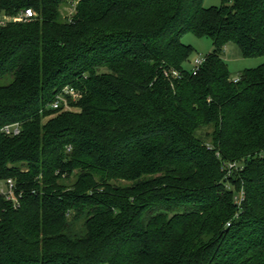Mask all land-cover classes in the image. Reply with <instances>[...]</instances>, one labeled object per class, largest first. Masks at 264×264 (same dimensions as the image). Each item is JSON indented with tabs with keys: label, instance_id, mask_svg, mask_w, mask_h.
Wrapping results in <instances>:
<instances>
[{
	"label": "trees",
	"instance_id": "obj_1",
	"mask_svg": "<svg viewBox=\"0 0 264 264\" xmlns=\"http://www.w3.org/2000/svg\"><path fill=\"white\" fill-rule=\"evenodd\" d=\"M204 1L0 0V264H264V0Z\"/></svg>",
	"mask_w": 264,
	"mask_h": 264
},
{
	"label": "rangeland",
	"instance_id": "obj_2",
	"mask_svg": "<svg viewBox=\"0 0 264 264\" xmlns=\"http://www.w3.org/2000/svg\"><path fill=\"white\" fill-rule=\"evenodd\" d=\"M221 5V0H205L203 7H219ZM182 43L186 46L193 48V55L190 57L189 62L185 65L188 71L193 68V63L196 60H202L213 50L212 42L206 38H197L191 34L186 35L182 39ZM223 59L228 66V70L231 75V80L234 81L238 79L241 72L245 70L255 69L264 64V56L257 58H243L239 49L233 45L229 44L225 48L223 53ZM4 189V184H0V190Z\"/></svg>",
	"mask_w": 264,
	"mask_h": 264
},
{
	"label": "built area",
	"instance_id": "obj_3",
	"mask_svg": "<svg viewBox=\"0 0 264 264\" xmlns=\"http://www.w3.org/2000/svg\"><path fill=\"white\" fill-rule=\"evenodd\" d=\"M33 16L34 14L31 10H26L20 13L18 16H16L13 20L14 22H26L30 20ZM3 24L4 22H0V25ZM203 62H204L203 59L200 61L199 60L194 61L192 68L193 75H195L198 72ZM173 75L177 76L176 73H173ZM65 94L72 97L75 96V92L72 89H66ZM52 108L55 110L58 109L59 104L58 103L53 104ZM3 133L7 137H15L20 134V130L18 126H6L3 128ZM227 169L228 171L234 169V164H227ZM0 196H2L5 199V201L9 202L13 208H18L20 206L18 199L16 198L15 195V186L11 180L5 182L4 189L0 190ZM243 197L244 195L242 194V192H240L238 196L235 198V202L238 207H240L243 201Z\"/></svg>",
	"mask_w": 264,
	"mask_h": 264
}]
</instances>
